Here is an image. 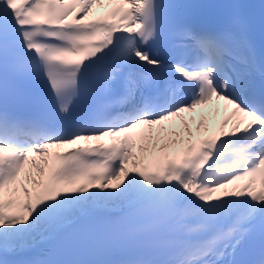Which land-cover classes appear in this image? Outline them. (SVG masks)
Returning a JSON list of instances; mask_svg holds the SVG:
<instances>
[{"label": "snow or ice", "instance_id": "1", "mask_svg": "<svg viewBox=\"0 0 264 264\" xmlns=\"http://www.w3.org/2000/svg\"><path fill=\"white\" fill-rule=\"evenodd\" d=\"M194 7L0 0V264H264V3ZM214 98L231 126L170 154Z\"/></svg>", "mask_w": 264, "mask_h": 264}, {"label": "bare ground", "instance_id": "2", "mask_svg": "<svg viewBox=\"0 0 264 264\" xmlns=\"http://www.w3.org/2000/svg\"><path fill=\"white\" fill-rule=\"evenodd\" d=\"M190 115H198V116H200V113L198 111H193V112H190L187 115V117L190 116ZM184 120H185L184 117H180V118L179 117H176V118L173 117L169 121H166V122L168 123L169 127L172 126L173 124H177L178 127H181L183 129L184 128ZM166 132H167V129H166Z\"/></svg>", "mask_w": 264, "mask_h": 264}]
</instances>
